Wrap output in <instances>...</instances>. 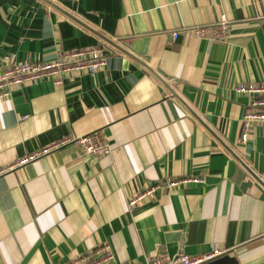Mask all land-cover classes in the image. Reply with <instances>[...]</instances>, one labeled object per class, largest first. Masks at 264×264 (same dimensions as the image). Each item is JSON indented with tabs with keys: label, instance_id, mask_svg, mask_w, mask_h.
<instances>
[{
	"label": "crops",
	"instance_id": "obj_1",
	"mask_svg": "<svg viewBox=\"0 0 264 264\" xmlns=\"http://www.w3.org/2000/svg\"><path fill=\"white\" fill-rule=\"evenodd\" d=\"M47 1L0 0V70L89 48L106 66L0 98V168L95 132L111 152L68 143L0 175V264H74L100 245L106 264L213 250V264H264V125L240 143L251 97L235 91L264 84V0ZM222 14L223 41L192 36ZM181 178L204 182L129 208L138 192Z\"/></svg>",
	"mask_w": 264,
	"mask_h": 264
},
{
	"label": "built area",
	"instance_id": "obj_2",
	"mask_svg": "<svg viewBox=\"0 0 264 264\" xmlns=\"http://www.w3.org/2000/svg\"><path fill=\"white\" fill-rule=\"evenodd\" d=\"M211 27L194 28L191 34L195 38L210 37L214 40L223 41L229 29L227 16L222 14L218 22ZM171 37L172 40H176L178 32L173 31ZM105 66L106 58L99 48L66 52L51 63H24L5 66L0 70V98H7L13 91L36 84L48 76L67 74L69 72H81L83 74L94 75L103 70ZM235 91L238 94H247L251 97L241 117L239 141L244 144L256 126L264 125V84L241 83L235 87ZM68 143L78 145L86 155L104 156L111 152L109 144L95 132L73 140L64 139L51 146L38 149L35 152L17 159L13 164L0 168V175L33 162ZM188 182L203 183L204 180L202 178H181L170 181L167 184L158 182L156 185L138 192L134 198L128 201V206L132 208L138 200L146 196H151L156 189H172L178 185H185ZM221 253L219 250H213L209 254L191 256L183 251H179L172 260L164 261L147 256L143 261L130 264H207L220 256ZM89 259H94L91 264H106L112 260V254L107 245H100L90 251L83 259L75 260L74 264H83Z\"/></svg>",
	"mask_w": 264,
	"mask_h": 264
},
{
	"label": "water",
	"instance_id": "obj_3",
	"mask_svg": "<svg viewBox=\"0 0 264 264\" xmlns=\"http://www.w3.org/2000/svg\"><path fill=\"white\" fill-rule=\"evenodd\" d=\"M47 3H49L47 0H45ZM54 7V6H53ZM101 37V39L106 43V44H108L109 46H111V47H113V48H115V49H117V50H119L120 52H122V53H124V54H128V55H131L130 53H128L126 50H124V48H122L121 46H119V45H117L116 43H114V42H112L111 40H109V39H106V38H104V37H102V36H100ZM167 87V89H168V91L170 92V94H171V96L172 97H174V98H176L177 100H179V98H178V96L168 87V86H166ZM195 118H197L196 116H195ZM231 154H232V156L236 159V161L239 163V164H241L245 169H247V171L249 172V174L252 176V177H255L252 173H251V171L250 170H248V168L243 164V162L240 160V158L238 157V156H236V154L232 151V150H230L229 148H226ZM219 260H213V261H211V262H209V263H207V264H213V263H215V262H218Z\"/></svg>",
	"mask_w": 264,
	"mask_h": 264
}]
</instances>
